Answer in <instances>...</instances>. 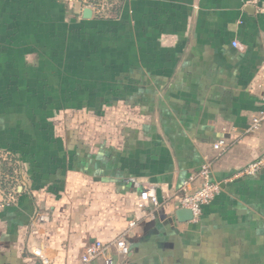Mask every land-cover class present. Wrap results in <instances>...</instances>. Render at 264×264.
<instances>
[{
	"label": "crops",
	"instance_id": "crops-1",
	"mask_svg": "<svg viewBox=\"0 0 264 264\" xmlns=\"http://www.w3.org/2000/svg\"><path fill=\"white\" fill-rule=\"evenodd\" d=\"M107 2L0 0V264H264V0ZM206 161L221 191L181 222Z\"/></svg>",
	"mask_w": 264,
	"mask_h": 264
},
{
	"label": "built area",
	"instance_id": "built-area-1",
	"mask_svg": "<svg viewBox=\"0 0 264 264\" xmlns=\"http://www.w3.org/2000/svg\"><path fill=\"white\" fill-rule=\"evenodd\" d=\"M70 2L80 1L83 8H90L98 15H103L107 9V0H67ZM238 45V42L234 43ZM264 123V112L253 119V123L250 130L259 129ZM228 144L224 139H220L214 144V148L222 155L228 149ZM3 152H0V179L4 177L3 165L1 159L4 157ZM4 159L3 161H8ZM264 167V154L248 164L241 173L244 174H256ZM199 182L197 187H194V183ZM0 182V188H1ZM221 186L219 182L213 180V165L211 161H206L201 166V169L194 175H192L185 183L181 190V194L178 196L177 205L178 208L190 209L193 213V220L197 221L203 211L205 205L210 204L215 197L220 193ZM151 205L154 208H158L162 205L157 190L155 188H148L140 193L139 207L145 208L146 205ZM40 220H47V215H39ZM131 226L135 225V222L130 223ZM114 246L117 250L124 255L130 253V246L125 238H118L114 242ZM109 245H106L101 240H95L86 246L82 256L81 264H96V261L103 258L105 264H113L112 257L108 254ZM37 255L43 259L44 264H49L50 261L42 256L41 251H37Z\"/></svg>",
	"mask_w": 264,
	"mask_h": 264
},
{
	"label": "water",
	"instance_id": "water-1",
	"mask_svg": "<svg viewBox=\"0 0 264 264\" xmlns=\"http://www.w3.org/2000/svg\"><path fill=\"white\" fill-rule=\"evenodd\" d=\"M74 3L78 4L83 11L84 18H90L93 16L94 11L90 8H83L82 3L80 1H75ZM176 217L181 222H187L193 220V213L190 209L186 208H178L175 212Z\"/></svg>",
	"mask_w": 264,
	"mask_h": 264
},
{
	"label": "trees",
	"instance_id": "trees-1",
	"mask_svg": "<svg viewBox=\"0 0 264 264\" xmlns=\"http://www.w3.org/2000/svg\"><path fill=\"white\" fill-rule=\"evenodd\" d=\"M110 5H112V1L110 2ZM107 10H108V7H107L106 11L104 12V14L103 15H100V16H107L108 15V11ZM3 168H4V165H3ZM5 169L8 172L13 173V166L8 161L6 162ZM0 182H1L2 186H4V187H7L8 186V184H5V183H8V181H5L4 178H1L0 179ZM11 186H15V183L11 184Z\"/></svg>",
	"mask_w": 264,
	"mask_h": 264
},
{
	"label": "rangeland",
	"instance_id": "rangeland-1",
	"mask_svg": "<svg viewBox=\"0 0 264 264\" xmlns=\"http://www.w3.org/2000/svg\"><path fill=\"white\" fill-rule=\"evenodd\" d=\"M75 130L77 131L78 135H82V134H80V132L82 133V130H83L82 128H77ZM83 134H86V128H84ZM4 180L7 181L6 178H4Z\"/></svg>",
	"mask_w": 264,
	"mask_h": 264
}]
</instances>
